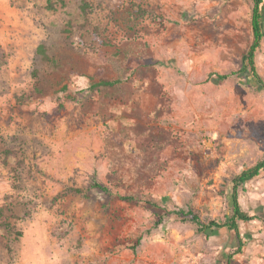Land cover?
I'll use <instances>...</instances> for the list:
<instances>
[{
    "label": "rangeland",
    "instance_id": "1",
    "mask_svg": "<svg viewBox=\"0 0 264 264\" xmlns=\"http://www.w3.org/2000/svg\"><path fill=\"white\" fill-rule=\"evenodd\" d=\"M91 2L84 30L80 0H0V264H264L263 222L237 252L175 214L226 220L264 158L253 1ZM240 203L264 219V172Z\"/></svg>",
    "mask_w": 264,
    "mask_h": 264
},
{
    "label": "trees",
    "instance_id": "2",
    "mask_svg": "<svg viewBox=\"0 0 264 264\" xmlns=\"http://www.w3.org/2000/svg\"><path fill=\"white\" fill-rule=\"evenodd\" d=\"M253 7H252V16H251V27H252V35L253 41L247 53V66L251 73V80L250 82H256L259 85H262L264 88V80L260 76L257 66H256V55L258 50L260 49L262 42L264 40V0H252ZM49 5H52L49 2ZM53 8V6H50ZM93 4L91 0H80V11L82 16L85 18L86 23L82 26L84 30H89V17L93 11ZM94 33L97 35L99 34V28L95 27L93 29ZM38 53L45 56V51L42 46L38 48ZM240 75L237 72H232L230 74H222V75H215L217 80L220 82L226 81L231 77H235ZM109 82H104V85H110ZM264 172V158L258 161L254 166L251 168L243 171L239 176H237L233 180V189L232 193L229 196V205H230V214L227 215L226 220L222 222H218L215 220H211L208 222H203L200 216L192 211H185L181 210L175 212L178 216H186L189 217L191 222L196 226L197 232L204 235L207 239H210L213 235L217 234L221 230H227L229 232H235L240 243L239 250L241 251L242 247V240L240 236V223H250L252 221L258 220L264 223V219L255 215H251L247 211H245L240 203V189L242 188L243 191L247 183L251 182L255 178L259 177ZM96 188L103 191L108 192L107 188H104L101 184H97ZM76 193L82 194V191L75 190ZM87 197V196H86ZM4 210H0V227L7 231L10 225L7 223L6 217L3 219ZM2 220V221H1ZM7 250L9 253H13V247L11 244L6 245ZM231 256L227 262V264L232 263Z\"/></svg>",
    "mask_w": 264,
    "mask_h": 264
}]
</instances>
